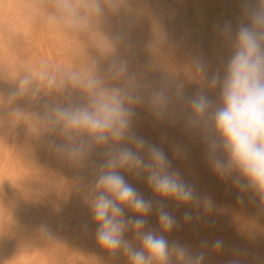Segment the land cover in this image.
<instances>
[{
	"label": "rangeland",
	"instance_id": "374dc122",
	"mask_svg": "<svg viewBox=\"0 0 264 264\" xmlns=\"http://www.w3.org/2000/svg\"><path fill=\"white\" fill-rule=\"evenodd\" d=\"M62 2L0 0V264H129L96 240L95 181L117 149L149 163L150 145L165 153L169 171L198 200L177 206L154 194L147 171L117 167L152 202L146 229L194 257L202 254L201 264H264V194L213 170L211 133L189 123L187 106L200 91L218 99L209 81L218 69L223 75L235 34L264 0H99L100 15L83 8L88 0H68L86 17L79 27L50 22ZM92 78L100 88L121 89L131 115L119 142H98L56 118L57 107L89 106L83 85ZM73 146L82 155L70 156ZM161 206L176 219L170 233L159 230ZM123 218L139 217L125 207ZM125 239L139 247L131 226ZM173 264L180 261L173 257Z\"/></svg>",
	"mask_w": 264,
	"mask_h": 264
},
{
	"label": "clouds",
	"instance_id": "9594fccd",
	"mask_svg": "<svg viewBox=\"0 0 264 264\" xmlns=\"http://www.w3.org/2000/svg\"><path fill=\"white\" fill-rule=\"evenodd\" d=\"M83 8L97 15L103 11L99 0H88ZM58 10L60 16L50 19L53 24L79 27L86 23L79 5L63 0ZM231 49L223 75L218 69L209 81L211 87H218V99H210L203 91L189 98V123L211 133L206 137L210 160L221 178L235 174V182L241 188L264 194V9L250 14L249 23L235 34ZM29 82L28 78L20 81L22 91ZM100 84V80L92 78L83 85L91 96L89 106L57 107L55 115L66 129L85 130L98 142H106L109 137L119 142L129 127L131 113L124 107L121 89L100 88ZM135 144L143 148L145 142L135 138ZM68 152L72 157L82 155V150L75 146L68 148ZM148 152L150 162L145 163L129 148H120L101 166L95 181L99 194L91 205L97 225L96 240L109 252L124 253L129 264H173V257L180 264H201L202 254L194 257L185 247L170 244L164 234L146 229L145 217L152 211V202L145 200L115 170L133 166L143 169L148 173L149 187L161 199L171 200L177 206H195L198 197L193 187L178 172L169 171L165 153L154 145L148 147ZM125 207L139 218L125 221ZM205 208L211 209L210 201L205 202ZM190 219L186 214L185 221ZM157 220L161 233H170L176 225L175 217L163 206L157 209ZM130 226L139 237V247L125 239ZM214 247L220 248L221 242L216 241Z\"/></svg>",
	"mask_w": 264,
	"mask_h": 264
},
{
	"label": "bare ground",
	"instance_id": "6f19581e",
	"mask_svg": "<svg viewBox=\"0 0 264 264\" xmlns=\"http://www.w3.org/2000/svg\"><path fill=\"white\" fill-rule=\"evenodd\" d=\"M71 42H72V41H71ZM130 75H131V74H130ZM131 76H132V75H131ZM131 76H130V77H131ZM128 77H129V76H128ZM114 79H115V78H114ZM114 79H113V80H114ZM119 80H120V79H119ZM119 80H118V81H119ZM116 81H117V80H116ZM118 81H117V82H118ZM124 82H125V81H124ZM119 83H120V82H119ZM119 83H117V84H119ZM114 85H115V84H114ZM124 85H125V84H124ZM121 86L124 87L123 85H121ZM113 87H114V86H113Z\"/></svg>",
	"mask_w": 264,
	"mask_h": 264
}]
</instances>
